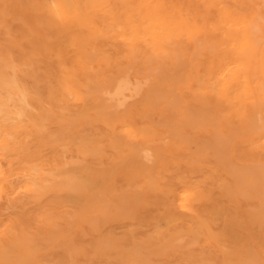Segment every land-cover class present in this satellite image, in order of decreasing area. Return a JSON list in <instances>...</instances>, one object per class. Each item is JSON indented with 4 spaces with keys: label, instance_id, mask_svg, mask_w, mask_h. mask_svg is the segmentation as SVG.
<instances>
[{
    "label": "bare ground",
    "instance_id": "6f19581e",
    "mask_svg": "<svg viewBox=\"0 0 264 264\" xmlns=\"http://www.w3.org/2000/svg\"><path fill=\"white\" fill-rule=\"evenodd\" d=\"M33 2L38 21L22 25L8 19L19 0H0V26L8 24L15 35V44L0 52L1 194L2 185L18 176L16 192L39 200L60 177L57 171L71 165L75 170L58 182L68 202L78 197L87 205L105 196L118 212L127 209L123 219L117 213L123 220L118 227L115 213L106 216L107 204L89 228H71L75 245L65 264H264V0ZM182 60L188 74L160 81L140 108L132 106L155 73ZM174 94L181 104L196 98L197 114H181L174 124V144L190 148L195 165L168 175L150 148L165 130L152 128L147 116ZM95 101L102 112L91 123ZM73 108L79 119L65 122ZM52 128L69 148L46 160L26 143L45 139ZM155 183L160 191L149 200ZM125 195L134 198L128 203ZM107 230L121 231L114 246L106 244ZM25 241L16 237L14 246ZM22 257L31 260L30 253Z\"/></svg>",
    "mask_w": 264,
    "mask_h": 264
},
{
    "label": "rangeland",
    "instance_id": "374dc122",
    "mask_svg": "<svg viewBox=\"0 0 264 264\" xmlns=\"http://www.w3.org/2000/svg\"><path fill=\"white\" fill-rule=\"evenodd\" d=\"M8 15H9L8 19L10 21L17 20L20 23H22V25H32L33 23H35V21L36 22L38 21V16H39L38 11L36 10V8L34 6L33 0H19L18 7H14L13 9H11L9 11ZM13 32H14L13 29L11 27H9L8 24L0 26V46H1L0 52H2L5 47H10V46H13L15 44V40H14L15 35ZM188 72H189V63L187 60H182L181 63L178 64L177 66H171L170 68H161L157 73L154 74V79L150 83V86L144 87L142 89L141 94L137 98L135 97L134 99L130 100L132 106L140 108L143 105V103L145 102V99H146L145 95H146L147 91L149 90V88L159 86L158 84L160 83V81L166 83L172 78L173 75L175 76L178 74H188ZM130 79L134 80V76L130 75ZM175 96L177 98H175ZM175 99H176V102H175ZM180 99H181V97H179L177 94L166 97V99L164 101L162 100V101H160V103L158 105H156L155 112L150 113L147 116V122L150 123V126H152V128L157 129L158 131H160L161 129L165 130L164 134H163V132L160 131V133H162V135H160V137L156 141L151 143L150 148L159 154V157L161 158V163H159L158 165L159 166L162 165V168H164V170L166 171V173L168 175H174L176 173L175 170H177L179 166L191 168L195 165V160L192 157L193 153L190 150V148L187 149L182 145L176 146V144H174V139H175L174 138V130H175L174 124L176 122H178L177 120L179 119L180 115L186 114L188 117H194L197 114V108L194 105V103H195L194 100H196V98L189 99V101H187V103H184V104L180 103ZM96 104H98V105H96ZM98 110H99V112H97ZM29 111L31 114L37 113L33 109H29ZM78 112L79 111L76 108H73L69 112L65 113V115L67 114V116L63 115V119L65 120V122L66 121H68V122L73 121L74 119H79V117H78L79 115L77 114ZM101 112H102V108H101V105L99 102L95 101V102L90 103L89 115L91 118L88 119V122L92 123L94 121V118L97 115H99ZM157 113H159L161 115L160 120L162 121V123L159 121V119H156ZM37 114L44 115V112L41 111L40 113H37ZM243 132H244V130H239V131H235L234 134L238 135V134H241ZM56 134H57L56 130L52 128L51 134L49 136H47L45 139H43L41 141H38L36 138L29 139L26 143V146L28 147L30 152L39 153L40 155L44 156V159H46V160H51V159L57 158V156H56L57 153H62V155L65 156L66 155L65 153H66L67 149L69 148V145L67 143V139L64 137V139L59 138V140H56V139H58V137L56 138V136H55ZM90 139H91V141H95V140L97 141L98 140V138H96V137L90 138ZM195 139L198 142L203 141L202 133L201 132L197 133L195 136ZM9 159L11 160V162L13 164L12 168L13 167L15 168L17 160L14 157H12V159L11 158H9ZM14 163H15V165H14ZM5 167H4V169L7 168V167L6 168ZM74 170H75L74 167L71 165H65L64 167L60 168L57 171V173L60 175V177L57 176L53 182H50V184L48 185V190L46 191L45 195L36 201L35 200L32 201L33 199H31V198L29 199L27 196H24V194H22V196H21V194L18 191H17L18 192V194H17L16 188H17L18 183H19L18 180H20V177H18V176H13V179L11 177V179L9 178L7 183H4L5 187H7L6 189H4V185H2L1 189H2V192L5 191V192H3L5 195L3 194L4 195L3 196L1 194V190H0V195H1L0 199L2 200V201H0L2 203V205L0 204L2 206V207H0V209L2 208L0 211V214H1V217H0V252H6V258H5L6 261L5 260L2 261L0 259V264H65L66 263L67 254L72 248H74V245H75V243L72 240L73 233L71 232V228H73V229L79 228L80 229L84 224H89L87 226L85 225V228L86 227L89 228L90 224H94L93 223L94 221L96 223V219H98V218H96L98 216L97 214L102 213L100 209L105 210V208H107L109 205L107 203V201H109V200H106L107 198L105 196H104L105 199L103 196H102L103 198L100 197L98 199H97V197H95V200L97 199L96 202H95L94 198H92V200L90 202L86 203L87 205H85V202L82 203V201L78 200V197H74V200L76 198V201L77 200H78V202L80 201L79 203L75 202L76 206L74 205V200H72L71 202H68L67 201V192L58 186V182L60 181L61 177H64V174L71 173ZM155 170H157V169H155ZM69 171H71V172H69ZM100 172L101 171H99V169H98L97 173L95 175L97 176V174H100ZM10 180L12 182H10ZM151 185H150V190H148V192L146 194V196H147V198H149V200H151L153 198V196L156 195L160 191V186H161V185H159V183H155V184H151ZM9 186L10 187L12 186V187L10 188ZM129 193H131L135 197L136 190L131 189ZM129 193L127 195H130ZM16 195H18V196H16ZM132 195H131V199L126 197V195H125L128 203L133 200L134 197ZM141 195L144 196V194H141ZM56 196H58V197L56 198ZM16 197H17V199H16ZM50 197L55 198L56 202H54L55 200L51 199ZM6 198H7V200H6ZM20 198H21V200H20ZM22 198H23V202L18 203V202L22 201ZM26 198H28L29 200L27 199L28 200L27 201ZM3 199H5V200H3ZM8 199L9 200L11 199L10 201H13L16 203L15 204L13 202L11 203ZM43 199L49 200V202L44 201L45 204H48V205L44 206L45 208L42 207L44 205L42 203ZM50 199L53 201V203ZM57 199H59V200H57ZM129 199H130V201H129ZM5 201H7V202H5ZM98 201L99 202L101 201V204ZM57 202H58V206H56ZM105 202H106V206H104ZM4 203L7 205V208L4 205ZM9 203H11V204L9 205ZM17 203H18V205H17ZM29 203H31V204H29ZM40 203H42V204H40ZM96 203L98 204V206ZM49 204H51V207ZM116 204L117 203L115 202V205ZM11 205H12V207L14 206V209H12ZM15 205H16V207H15ZM37 205L39 206V208L42 207L43 210H42V208L39 209L38 207H36ZM52 205H54V206H52ZM115 205L114 204H112L111 206L109 205L110 208L108 207V211H107L109 213H106V216L107 215L113 216V214L115 213L116 215L114 214V216L117 218H115L114 216L112 218H113V222H114L115 226L118 227L119 225H121L123 223V220L121 221L119 219L121 217H122L121 219L124 218L123 215L126 214L127 209L125 208L126 209V211H125V209L123 208L124 211L121 210L118 212L117 210H115L116 209ZM8 206L11 208H9ZM19 206L20 207L23 206V207L19 208ZM32 206L35 207V210H33L34 208ZM52 207L54 208V210L51 209ZM75 207H77V208L79 207V208L77 209ZM90 207H93V209ZM94 207H96V208H94ZM18 208H19V210H15ZM23 208H24L25 212L27 211V214L24 212L25 215H22L23 211H24ZM37 208H38V210H37ZM84 208L87 211V212H85L86 215L83 212V211H85ZM6 209H7V211H6ZM30 209L33 211V213ZM8 210H12V211H8ZM77 210H80V212L78 213ZM34 211L36 213H38L37 216L40 219L37 218L36 213ZM39 211H41L40 213L42 214V216H41V214H39ZM48 211H49V213H48ZM111 211H114V212H111ZM1 212L3 213V215ZM120 212L121 213L123 212L124 214L122 213L123 215L121 216ZM44 213H45L46 218L48 216L46 214H50V216H49L50 218L48 217L47 219L44 218L45 220L44 219L42 220L41 217H45ZM91 213L93 214V216H92L93 218L91 217V215H92ZM117 213H119V215L121 217H119V215ZM213 213H216V214L214 215V217H212V219L216 220L218 217V216L216 217V215H218V213H217V211H214ZM13 214L16 216H13ZM57 214H61V215L58 216ZM51 215H53V216H51ZM78 215L80 216V218H78L79 217ZM17 216H18V221H17ZM31 216H32V218H31ZM14 217L16 220L14 219ZM56 217H58V218H56ZM118 217H119V219H118ZM53 218H54V220H53ZM89 219H91V220L93 219L94 221L90 222ZM115 219L116 220L118 219L120 222L118 220L116 221ZM29 221H31V222H29ZM34 221H37V223ZM23 222L26 224V226L24 225ZM164 224H165L164 222H160V224H158L159 229L163 230L165 228ZM28 227H30V228H28ZM39 228H40V230H39ZM79 229H77V230H79ZM96 229L97 228L94 229V231H95L94 233L96 235L95 237H97L99 235V230L97 229L98 230V232H97ZM14 230H16V234H15ZM36 231H37V233H36ZM45 231L47 233H45ZM107 231H108L107 235H110L108 237V239L111 241L108 240V242H107V240H106V242H107L106 244L109 247H111V246L108 243H111V244H113L112 246H114V244H116V241L118 240L119 236H121V231L120 230L119 231L118 230L117 231L112 230L111 232L109 230H107ZM96 232L98 233V235ZM38 233H40V234H38ZM16 237H17V239L19 238L21 240L26 239L25 245H23L21 247L20 246L15 247L14 244H16V242H14V241H15ZM36 239H38V240H36ZM39 245H41L44 249ZM56 246H58V247H56ZM32 247H34V248H32ZM28 253H30L31 260L27 262L26 259L23 258L22 256H26V254H28ZM194 264H196V263H194ZM209 264H211V263H209Z\"/></svg>",
    "mask_w": 264,
    "mask_h": 264
}]
</instances>
